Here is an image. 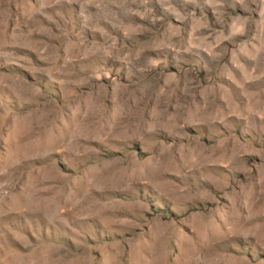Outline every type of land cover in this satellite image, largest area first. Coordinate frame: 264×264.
<instances>
[{
    "label": "rangeland",
    "instance_id": "rangeland-1",
    "mask_svg": "<svg viewBox=\"0 0 264 264\" xmlns=\"http://www.w3.org/2000/svg\"><path fill=\"white\" fill-rule=\"evenodd\" d=\"M0 163V264H264V0H0Z\"/></svg>",
    "mask_w": 264,
    "mask_h": 264
},
{
    "label": "bare ground",
    "instance_id": "bare-ground-1",
    "mask_svg": "<svg viewBox=\"0 0 264 264\" xmlns=\"http://www.w3.org/2000/svg\"><path fill=\"white\" fill-rule=\"evenodd\" d=\"M44 145V144H43ZM41 146V145H40ZM39 146V147H40ZM41 148V147H40ZM5 161V160H4ZM1 164V163H0ZM1 168V167H0ZM3 168H5V172H10V171H12V169H13V164L11 163V162H6L5 161V163L3 162V167H2V170H3ZM7 170V171H6ZM4 172V171H3ZM11 173V172H10ZM11 175V174H10ZM12 176V175H11ZM13 178V177H12Z\"/></svg>",
    "mask_w": 264,
    "mask_h": 264
}]
</instances>
